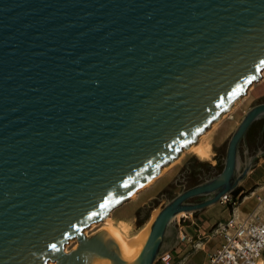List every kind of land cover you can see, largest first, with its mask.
<instances>
[{
  "label": "water",
  "instance_id": "obj_1",
  "mask_svg": "<svg viewBox=\"0 0 264 264\" xmlns=\"http://www.w3.org/2000/svg\"><path fill=\"white\" fill-rule=\"evenodd\" d=\"M263 70L264 0H0V264H156L179 242V215L221 203L253 171L240 147L264 103L232 134L221 174L167 201L135 261L106 230L84 232Z\"/></svg>",
  "mask_w": 264,
  "mask_h": 264
},
{
  "label": "rangeland",
  "instance_id": "obj_2",
  "mask_svg": "<svg viewBox=\"0 0 264 264\" xmlns=\"http://www.w3.org/2000/svg\"><path fill=\"white\" fill-rule=\"evenodd\" d=\"M263 89V80L261 83L257 82L252 90L243 96V99L241 98L242 100L240 99L239 103H236L237 105L235 104V109L228 118L224 119L214 130L209 131L210 128L207 130L209 132L206 141L211 145L212 149L208 163L214 164L215 154H226L228 142L246 112L253 106L264 102ZM191 153L193 152H185L188 155L187 157H190ZM260 161L261 159L255 168L259 166ZM184 165L180 164L172 167L156 184L141 193L135 201L118 207L119 209L117 208L112 216L113 224L119 227L121 222H127L131 226V233L136 234L140 230L138 222L145 220L148 216L150 219L153 214L159 213L168 200L180 193V190L173 183L180 175ZM240 191L239 197H234L232 194L234 201H236L235 208L221 202L201 212L186 214V216L177 219L175 229L178 231L179 242L174 250L169 252V264H203L208 255L216 249L217 241L214 231L218 225L230 219L243 199L246 196H250L253 192V201L249 205L246 215L248 217L257 210L254 214L260 219H264V167L257 174L251 172L241 184ZM140 209L141 212L137 215ZM243 219L245 218H240V220ZM102 230H106L104 225L87 231L86 236L92 237ZM76 247L77 242L68 246V251ZM156 264L160 263L157 262Z\"/></svg>",
  "mask_w": 264,
  "mask_h": 264
},
{
  "label": "built area",
  "instance_id": "obj_3",
  "mask_svg": "<svg viewBox=\"0 0 264 264\" xmlns=\"http://www.w3.org/2000/svg\"><path fill=\"white\" fill-rule=\"evenodd\" d=\"M221 202L229 207L236 206L232 194L223 197ZM214 234L222 238V243L210 255L209 264H264V221L256 214L241 221L233 215L219 224ZM169 259L167 253L158 263L169 264Z\"/></svg>",
  "mask_w": 264,
  "mask_h": 264
},
{
  "label": "bare ground",
  "instance_id": "obj_4",
  "mask_svg": "<svg viewBox=\"0 0 264 264\" xmlns=\"http://www.w3.org/2000/svg\"><path fill=\"white\" fill-rule=\"evenodd\" d=\"M264 78V70L262 71V79ZM262 79L260 81H258V83H261ZM257 83H253L252 85H250V87L247 90V93H249V91L252 90V88L256 85ZM243 99V98H242ZM241 99V100H242ZM239 103V102H238ZM236 104V103H235ZM233 105L229 111L225 112L221 118L219 120H217L218 122H213L212 125L210 126V130H214L216 127H218V125L226 118H228L232 112L235 109V106L237 105ZM204 133L203 135L198 137V140L191 145L188 150L185 149L186 151L182 152L179 156L178 159H176L175 161H173L172 163H170L168 166L164 167L160 173L147 185H145L144 187H142L140 190L136 191L133 195H131L128 199H126L122 204L119 205V207L123 204L126 203H131L133 201H135L139 195L143 192H145L146 190H148L149 188H151L154 184H156V182L162 178L172 167L176 166L180 160L182 159V157L184 156L185 152H193L196 156H198L200 159H208L211 157L212 154V150H211V145L206 141V137L208 132ZM198 142V143H197ZM253 198V197H252ZM250 198L246 199V202L244 204H241V206L239 207L237 213L235 212L234 217L236 218V220L241 221L240 220V216H242L243 214V208L246 206L247 201H249ZM119 209V208H118ZM117 209L113 210L103 221H101L100 223H95L93 225H91L87 230H85V235L87 233V231L92 230L98 226L104 225L106 228V231L108 232V234L117 242V244L120 247L121 253L124 257V259L128 262H132L135 261L138 256L140 255L147 239L150 233V229L151 226L154 222V220L156 219V216L158 213H155L151 216V218L149 219V221L140 228V230L136 233V234H132L131 233V226L130 224H128L127 222H121L120 226L117 227L113 224V213L116 211ZM186 216L185 213L181 214L178 216V218H182ZM177 218V219H178ZM117 224V225H119ZM135 233V232H134ZM76 239L71 241L69 243L68 246H71L72 244L76 243ZM68 246L66 247V251H68ZM49 264H55V263H49Z\"/></svg>",
  "mask_w": 264,
  "mask_h": 264
},
{
  "label": "flooded vegetation",
  "instance_id": "obj_5",
  "mask_svg": "<svg viewBox=\"0 0 264 264\" xmlns=\"http://www.w3.org/2000/svg\"><path fill=\"white\" fill-rule=\"evenodd\" d=\"M264 103V102H261ZM260 104V103H259ZM247 152V154H246ZM227 153V151H226ZM261 153H264V120L256 122L248 132L246 143H242L240 147V156L242 162L245 164L247 160L251 162L255 169L258 161L261 158H255ZM216 159L213 163L203 164L195 160H189L185 163L180 175L175 179L174 186L180 190V193L200 185L206 181L212 180L219 176L224 168V161L226 154H215ZM243 166L242 171L245 169ZM241 185L237 188L239 190ZM206 200V198L199 197L191 199L192 203H199Z\"/></svg>",
  "mask_w": 264,
  "mask_h": 264
},
{
  "label": "crops",
  "instance_id": "obj_6",
  "mask_svg": "<svg viewBox=\"0 0 264 264\" xmlns=\"http://www.w3.org/2000/svg\"><path fill=\"white\" fill-rule=\"evenodd\" d=\"M263 80V83H264V79H262ZM263 92H264V89H263ZM263 95H264V93H263ZM212 150V149H211ZM192 155L190 156V157H187L188 155L187 154H184V156L182 157V159H181V161L176 165V166H178V165H180V164H185L187 161H189V160H195V161H197V162H199V163H205V162H208V160H209V158L208 159H200L198 156H196L194 153H191ZM182 155V154H181ZM262 167H264V158H261V161H260V164H259V166L257 167V168H255L252 172L253 173H259V172H261V168ZM253 195H254V192L250 195V196H246L244 199H243V201L240 203V206H241V204H244L245 202H246V199L247 198H250L249 199V201H247V203H246V206L243 208L244 210L242 211L243 213V215L242 216H240L241 218H247V215H246V211H247V209H248V207H249V205L251 204V202L253 201ZM239 206V207H240ZM239 207H238V209H239ZM260 207V206H259ZM258 207V208H259ZM238 209H237V211H238ZM237 211H236V213H237ZM257 211V210H256ZM256 211L254 212V213H256ZM254 213H252V214H254ZM261 220H263L264 221V219H261ZM188 227H190V226H188ZM216 241H217V246H216V249L220 246V244L222 243V238L220 237V236H216ZM215 249V250H216ZM215 250L212 252V253H214L215 252ZM211 253V254H212ZM211 254H209L208 255V257H207V259H206V261L205 262H203V264H209V257H210V255Z\"/></svg>",
  "mask_w": 264,
  "mask_h": 264
},
{
  "label": "trees",
  "instance_id": "obj_7",
  "mask_svg": "<svg viewBox=\"0 0 264 264\" xmlns=\"http://www.w3.org/2000/svg\"><path fill=\"white\" fill-rule=\"evenodd\" d=\"M203 164H209L208 162H205ZM240 189L239 190H236L233 195L234 197H239L240 196ZM141 212V209L137 212V215ZM149 221V216L145 219V220H142L140 222H138V227L141 228L142 226H144L147 222Z\"/></svg>",
  "mask_w": 264,
  "mask_h": 264
}]
</instances>
